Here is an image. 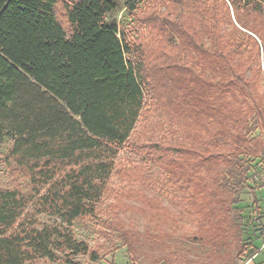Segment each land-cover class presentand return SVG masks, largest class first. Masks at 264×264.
<instances>
[{"label": "rangeland", "instance_id": "obj_1", "mask_svg": "<svg viewBox=\"0 0 264 264\" xmlns=\"http://www.w3.org/2000/svg\"><path fill=\"white\" fill-rule=\"evenodd\" d=\"M72 1L56 7L57 20L68 34L72 28L65 6ZM223 1L224 11L221 0H115L117 10L109 21L117 22L147 68L156 67V73L170 77H187L196 69L198 77L215 86L221 74L198 57L197 49L224 55L230 50L236 63L245 66L242 77L251 86L234 88V110L217 107L214 117L208 110H180L175 91L157 100L148 94L95 213L71 227L75 239L89 248L86 255L70 257L74 262L243 264L254 247L264 244L258 238L264 212V43L257 34L259 30L264 35V8L243 0ZM223 16L229 22L217 25ZM233 27L239 34L231 40ZM257 50L260 58L252 62ZM176 86L173 89L179 90L183 83ZM190 88L201 90L195 84ZM12 146L11 139L0 143V189L17 191L29 200L27 220H37L40 229L61 225L58 218L39 212L46 191L34 189L27 170L9 164ZM184 149L209 160L206 171L199 170L189 187L173 167L182 165ZM212 163L218 169L208 172ZM220 173L226 181L221 188L208 175L217 174L219 181ZM203 192L215 194L212 211L197 208L196 198ZM57 256L54 262L41 259L32 264H66L64 254Z\"/></svg>", "mask_w": 264, "mask_h": 264}, {"label": "trees", "instance_id": "obj_2", "mask_svg": "<svg viewBox=\"0 0 264 264\" xmlns=\"http://www.w3.org/2000/svg\"><path fill=\"white\" fill-rule=\"evenodd\" d=\"M61 2L0 0V143L12 140L9 164L27 170L34 189L46 191L39 212L62 223L40 229L37 220H27L30 201L17 191L0 189V264L54 262L58 254L67 257L66 264H78L70 257L89 253L71 227L95 213L115 172L118 153L136 131L148 94L157 100L175 91L180 110H208L214 117L217 107L234 110V88L251 86L242 77L245 66L236 63L230 50L224 55L197 49L198 57L221 74L215 86L198 77L196 69L187 77L156 73V67L145 66L117 22L109 21L117 10L115 0L66 4L70 34L56 17ZM243 2L264 8V0ZM221 8L226 9L223 0ZM223 19L216 24L229 22ZM236 34L239 31L233 27L231 40ZM257 34L264 43L262 32ZM257 51L251 54L252 62L260 58ZM180 82L183 86L173 89ZM192 84L201 90L192 91ZM184 151L182 165L173 167L189 187L199 170L206 171L209 160L201 153ZM217 169L212 163L208 172ZM208 175L216 187L226 182L223 173L219 181L217 174ZM214 197L203 192L196 198L197 208L212 211ZM261 214L258 238L264 240ZM256 251L254 247L252 256ZM91 259L99 257L92 253Z\"/></svg>", "mask_w": 264, "mask_h": 264}, {"label": "crops", "instance_id": "obj_3", "mask_svg": "<svg viewBox=\"0 0 264 264\" xmlns=\"http://www.w3.org/2000/svg\"><path fill=\"white\" fill-rule=\"evenodd\" d=\"M256 249V253H254V255L247 259L243 264H264V244Z\"/></svg>", "mask_w": 264, "mask_h": 264}]
</instances>
